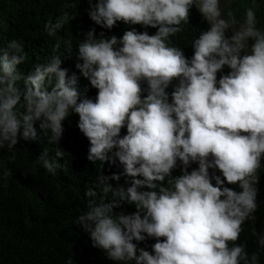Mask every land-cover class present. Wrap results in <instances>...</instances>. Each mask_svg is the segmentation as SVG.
I'll use <instances>...</instances> for the list:
<instances>
[{
	"label": "clouds",
	"instance_id": "1",
	"mask_svg": "<svg viewBox=\"0 0 264 264\" xmlns=\"http://www.w3.org/2000/svg\"><path fill=\"white\" fill-rule=\"evenodd\" d=\"M87 2L90 20L102 28L123 22L158 30L149 35L132 29L119 40L103 33L97 39L94 29L87 33L76 68L98 90L95 102L78 94L77 77L68 76L59 54L24 76L17 71L28 59L24 43L0 47V150L11 152L21 135L35 139L37 123L56 144L71 110L89 141L88 161L123 166L122 174L101 175L85 193L88 210L75 222L93 247L114 261L136 264H258L259 256L237 243L244 223L255 220L264 157V31L257 27L255 0L242 21L238 9L222 12L221 0H198L210 27L193 41L190 60L170 37L188 25L197 0ZM68 20L65 14L49 21L47 34L55 35ZM64 45L70 51L72 41ZM225 67L230 71L217 79ZM173 81L178 83L169 103L166 89ZM64 155L55 151L57 158ZM178 161L182 174L172 177ZM37 162L53 175L60 167L46 152ZM191 163L198 168L189 172ZM121 175L130 186L113 188L109 181ZM125 203L136 211L114 213ZM146 238L156 240L151 253L133 243ZM258 243L264 247V236Z\"/></svg>",
	"mask_w": 264,
	"mask_h": 264
},
{
	"label": "trees",
	"instance_id": "2",
	"mask_svg": "<svg viewBox=\"0 0 264 264\" xmlns=\"http://www.w3.org/2000/svg\"><path fill=\"white\" fill-rule=\"evenodd\" d=\"M229 7L238 9L237 16L242 21L245 9L253 7V0H232L223 12ZM88 9L87 0H0V47H6L11 40L24 43L28 59L25 64L17 66V71L24 76L33 71L34 65L44 64L53 55L59 54L61 67L67 69L68 76L75 74L77 77L75 87L78 94L95 102L98 90L92 88L88 79L76 68L78 63H82L78 59V45L86 39L87 33L94 29L97 39L103 33L104 38L116 36L119 40L125 31L132 29L146 31L149 35H154L158 29L123 22H117L112 29H105L90 20ZM255 12L257 27L264 31V0H255ZM65 14L69 17L68 22L55 35L49 36L45 24L49 21L55 23ZM209 27L202 15L191 8L188 25H183V31L170 37L171 44L181 48L190 60L194 54L193 41ZM65 40L72 41L70 51L65 48ZM58 43L60 47L54 51ZM249 44H252L251 40ZM229 71L225 67L217 74V79ZM177 83L173 81L166 89L169 103ZM54 84L53 77L49 91ZM141 86L145 89L143 96H146L147 84L142 82ZM78 122V115L70 110L69 117L62 122V137L56 144L49 143L50 133H42L37 123L35 139L25 140L21 135L11 152L7 148L0 150V264H68L69 260L71 264H136L135 260L117 262L110 259L104 250L92 246L90 234L75 222L79 215L87 212L90 198L85 193L97 185L98 178L123 173V166L118 161L112 165L105 163L102 168L99 162L88 161L90 144L80 132ZM126 134V127L122 128L121 137ZM57 149L65 155L55 157ZM45 152L60 166L55 175L48 173L37 162ZM197 168L198 164L191 163L188 171ZM181 169L178 161L172 177L181 175ZM209 173L223 179L218 170L209 169ZM258 176V207L253 213L255 220L244 223L237 243L246 244L250 255L256 253L259 256L258 264H264V247L258 243L259 237L264 236V157ZM126 180L130 178L121 175L119 181L110 180L109 183L113 188H126L130 186ZM212 182L215 184L214 180ZM224 186L241 191L238 185L225 183ZM111 198L109 193L108 199ZM113 211L130 215L136 209L134 205L125 203ZM155 242L153 238H146L143 242L133 241L138 249L143 248L150 253Z\"/></svg>",
	"mask_w": 264,
	"mask_h": 264
},
{
	"label": "rangeland",
	"instance_id": "3",
	"mask_svg": "<svg viewBox=\"0 0 264 264\" xmlns=\"http://www.w3.org/2000/svg\"><path fill=\"white\" fill-rule=\"evenodd\" d=\"M226 2H225V0H221V9H222V12H223V10H224V8H225V6H226ZM197 11H198V7H199V2H198V0H197V2H196V4L193 6ZM199 12V11H198ZM231 35V31H228V32H226V36H230Z\"/></svg>",
	"mask_w": 264,
	"mask_h": 264
}]
</instances>
